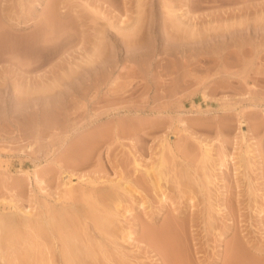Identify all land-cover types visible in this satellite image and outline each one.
I'll use <instances>...</instances> for the list:
<instances>
[{
	"label": "rangeland",
	"instance_id": "obj_1",
	"mask_svg": "<svg viewBox=\"0 0 264 264\" xmlns=\"http://www.w3.org/2000/svg\"><path fill=\"white\" fill-rule=\"evenodd\" d=\"M56 1L53 15L52 0H0V264H21L58 209L62 233L83 220L74 251L100 245L84 264H162L141 232L172 219L180 263L165 264H264V0ZM73 209L116 214L98 224L111 247Z\"/></svg>",
	"mask_w": 264,
	"mask_h": 264
},
{
	"label": "bare ground",
	"instance_id": "obj_2",
	"mask_svg": "<svg viewBox=\"0 0 264 264\" xmlns=\"http://www.w3.org/2000/svg\"><path fill=\"white\" fill-rule=\"evenodd\" d=\"M54 1H55V2H54ZM54 1L52 0V2H53L52 5H53V6L50 7V8H52V9H50V12L53 10V11L51 12V13H53V15H55V14H54V11L56 10V5H55V4H56V2H57L56 0H54ZM50 6H51V5H50ZM54 6H55V7H54ZM54 8H55V9H54ZM51 13H50V14H51ZM177 15H178V14H177ZM181 15H182V14H181ZM51 18H52V17H51ZM53 51H54V50H53ZM72 148H73V147H72ZM206 148H207V147H206ZM73 149H74V148H73ZM208 149H209V147H208ZM208 149L205 150L204 159H206V158H205L206 156H207V158L210 157V153H209L210 150H208ZM70 151H72V150H70ZM205 155H206V156H205ZM162 157H163V156H162ZM162 157H161V158H162ZM163 160H164V159H163ZM245 160H246V159H245ZM225 161H226V159H224L223 161L220 162V164H221L220 168H222V165H223V163H224ZM164 162H165V161H164ZM164 162L162 161V159H160V161L158 162V163H160V167L162 166L161 169L163 168V164H166V163H164ZM240 162L242 163V160H241ZM139 163H140V162H139ZM243 163H244V161H243ZM245 163H247V161H246ZM137 164H138V163H137ZM137 164H136V165H137ZM138 165H139V164H138ZM245 165H248V164H245ZM158 166H159V164H158ZM158 166H157V169H158ZM238 166H239V164H238ZM240 166H242V165H240ZM245 167H246V166H245ZM164 168H165V167H164ZM237 168H240V167H237ZM161 172H162V170H161ZM147 173H149L148 170H147ZM158 173H160V172H158ZM161 174H162V173H160L159 175H161ZM164 176H165V175H164ZM165 177H166V176H165ZM261 177H263V176H261ZM161 178H162V177H161ZM158 179H160V177H159ZM154 180H155V179H154ZM154 180L152 179V183H153V182L155 183ZM160 180H161V179H160ZM158 182H159V180H158ZM262 182H263V188H264V178H263ZM154 183H153V184H154ZM156 183H157V180H156ZM157 184H158V183H157ZM159 184H160V183H159ZM124 185H125V184H124ZM154 186H155V187L157 186L158 189H160V188H159L160 185H156V184H155ZM125 188H126V187H125ZM127 189H128V188H126L125 190H127ZM68 191H69V190H68ZM158 191H160V190H158ZM92 192H94V191H92ZM127 192H131V189H130L129 191H127ZM161 192H162V191H161ZM161 192H159V193H160V194H163V192H162V193H161ZM165 193H166V192H165ZM84 194H85L84 196H86V193H84ZM92 194H93V193H92ZM110 194H111V193H110ZM110 194H109V195H110ZM90 195H91V194H90V192H89V193H88V196H87V199H88V200H89L90 198L92 199V197H93L95 194L92 195L91 197H90ZM106 195H107V194H106ZM113 195H114V194H113ZM163 195H164V194H163ZM165 195H166V194H165ZM165 195L162 196L161 198L164 199ZM81 196H83V195H81ZM84 196H83V197H84ZM116 196H117V195H116ZM88 197H90V198H88ZM105 197H106V196H105ZM84 198H86V197H84ZM96 198H98V196H97ZM96 198H95V199H96ZM111 198H112V197H111ZM115 198H116V197H115ZM188 198H189V197H188ZM190 198H192V197H190ZM82 199H83V198H81V200H82ZM87 199H84L85 202L88 201ZM95 199H93V201H94ZM108 199H109V196H108ZM113 199H114V197H113ZM116 199L118 200V196H117ZM117 200H116V202H117ZM95 201H97V199H96ZM109 201H111V200H109ZM109 201H108L107 203H109ZM120 201H121V200H120ZM97 202H98V201H97ZM97 202H96V204H97ZM111 202H112V201H111ZM116 202H115V204H116ZM75 203H76V202H75ZM86 203H87V202H86ZM88 203H89V207L87 206ZM88 203L85 204V205H86L88 208H90V210L93 211V208H94L96 205L93 207L92 204H90V203H91L90 201H89ZM113 203H114V202H113ZM117 203H118V202H117ZM140 203H141V202H140ZM94 204H95V203H93V205H94ZM98 204H100V203H98ZM98 204H97V205H98ZM109 204H110V203H109ZM115 204H114V205H115ZM142 204H144V202H142ZM222 204H224V203H222ZM77 205H78V204H77ZM85 205H83V208H85ZM90 205H91V206H90ZM80 206H81V205H80ZM80 206H79V207H80ZM119 206H120V205H118V204H116V205L114 206V208L117 207V208L115 209V210H117L115 213L118 212V208H119ZM73 207H74V206H73ZM77 207H78V206H77ZM91 207H92V208H91ZM105 207H109V205H108V206H105ZM105 207H104V210H108V209H109V208H105ZM110 207H111V206H110ZM74 208H76V207H74ZM101 208H102V207H101ZM101 208H99V207L97 206V209H100V211L98 210V213L101 212V213L103 214V212L101 211ZM61 209H62V208H61ZM67 209H69V208H65V210H67ZM80 209H81V208H80ZM85 209H87V208H85ZM97 209L94 208V211L97 210ZM220 209H221V208H220ZM257 209H259V207H258ZM59 210H60V209H58L57 211L54 210L53 214H50V215H48V216L46 215V217H44V218L42 217V218H43V220L41 221L42 223H40V220H41V219L39 220V219L37 218V219H38L37 222L39 221L38 223H40V225H39V224L36 225V222L34 221V220H36V218H35L34 220L31 219L32 221L35 222V225H36L35 228H34V226L32 227V225H30V224H28V223L26 222V221H29V222H30L31 220H27V219H26V221H25V222H26L25 226H26V225H27V226L24 227L25 230H27V228L30 227V226L34 229V230L31 229V231L29 230V232H30L29 234H32L31 232L34 231V234H33L34 236H33V235H29V236L27 235V236H28V238H29L30 236H32V237H30L31 240L34 239L33 242H35V244H34L31 240H30V242H32V243H31V244H32V248L34 247V249H35L37 255L35 256V255H34L35 253L32 254L34 251L32 250V248L26 246L27 243H26V245L23 244L26 248H30V249L23 248V250L26 249V250L24 251V253H23V256L21 255V252H20V256H22V260H23V261H22V260L20 261L21 264H50V262L52 261V259H51L50 256H53V255H51L49 252L51 251V249H53L54 245H55V247L57 246L56 243L58 244L57 249L59 248V244H60V243H58V241H59L61 238H62V240H60V241H63V243H62L63 246H61V244H60V248H59L60 250H58V255H60L59 258H60V257L62 258V259H59V260H60V264H61V260H63V263L65 262L64 264H66V263H67V264H82V263L84 262V259H83L82 255H81V253H79V255L77 254V251H78L79 249L76 248V249H78V250H75L76 252L73 250V249H74V246H73V242H72V241H73V239H77V238H73V237L76 236V233H75V232H77V231H78L77 228L80 227V226H79V227H77V228L74 229V225H75L76 223L79 224L80 222L83 221V220H82V221H80V222H76V220L79 221L78 219H82V218H84L85 216H86L85 219H87V218H89V216L86 215V210H84L85 215H84L83 217H82L83 213L78 212V214L81 213L82 215H80L81 218H78V217H76V216L74 215V216L76 217V220L74 219V221H75L76 223H74V225H73V223H72V226L70 227V228L72 229V231H71V232L66 231V230H69V229H70V228H68V227H69V226H68L67 229H66L65 231H63L64 233H62V230H64L63 226L65 225V224L63 225V223L66 222L67 225H70V223H69V224L67 223V222L69 221V220L66 221L67 218H66L65 221H64V218H65V217H64V215H65V211H64V210H62V211L60 210V211H61V212H60ZM90 210H88L87 212H88V213L91 212ZM102 210H103V209H102ZM104 210H103V211H104ZM111 210H113V209L111 208ZM115 210H114V211H115ZM217 210H218V209H217ZM259 210H260V209H259ZM259 210H258V212H259ZM263 210H264V209H262V207H261L260 212H262ZM51 211H52V210H51ZM70 211H71V210H70ZM73 211H74V209L72 210V212L70 213V215L73 213ZM77 211H78V210H76L75 212H77ZM256 211H257V210H256ZM20 212H21V210H20ZM24 212H25V211H24ZM47 212H48V211H47ZM67 212H68V211H67ZM106 212H107V211H105L104 213H106ZM108 212H110V214H112L111 211H108ZM108 212H107V214H108ZM258 212H257V213H258ZM260 212H259V213H260ZM98 213H97V214H98ZM101 213H100V214H101ZM113 213H114V212H113ZM115 213H114V214H115ZM78 214H77V215H78ZM95 214H96V213H95ZM95 214L93 213V216H94ZM97 214H96V215H97ZM117 214H118V213H117ZM67 215H68V214H67ZM67 215H65V216L67 217ZM89 215H90V213H89ZM96 215H95V216H96ZM108 215H109V214H108ZM108 215H107L108 218H106V219H109L108 221H113V220H112V216H113V218H114L116 214H115V215H112V216H111V215L108 216ZM174 215H175V214H174ZM174 215H172V216H174ZM12 216L14 217L13 214H12ZM24 216H25V215H24ZM24 216H23V217H24ZM68 216H69V215H68ZM72 216H73V214H72ZM74 216H73V217H74ZM95 216H94V219L97 220L98 217H99V214H98V216H96L97 219L95 218ZM103 216L106 217V215H103ZM103 216H102V217H103ZM175 216L178 217L177 215H175ZM4 217H5V216H4ZM26 217H27V216H26ZM26 217H24V219H25ZM28 217H29V216H28ZM33 217H34V216H33ZM33 217H31V218H33ZM38 217L40 218L41 216H38ZM75 217H74V218H75ZM102 217L100 216V219H99V220H101ZM263 217H264V216H263ZM7 218H9V219H7ZM7 218H6V219H7V221H9V222L4 223V225L6 224L5 229H8V230H9V227H10V226L13 227V224H10V226H7V224H9V223L11 222V220H13L14 218H13V219H10V218H12L11 216H10V217H7ZM91 218H92V216H91L89 219H87V221L85 220V225H86V222H87V224H88V220H90V224H91V225L93 224V226H94L95 223H96L97 228H98V227L100 226V225L98 226V224H100V223L102 222V220H105V218H104V219L101 220V222H99V223L97 224L96 221H93V223H91ZM171 218H172V217H170V219H171ZM3 219H5V218H3ZM3 219L1 218V220H3ZM6 219H5V220H6ZM15 219L17 220V219H19V218H15ZM20 219H21V218H20ZM28 219H30V218H28ZM71 219H72V218H71ZM92 219H93V218H92ZM94 219H93V220H94ZM114 219H115V218H114ZM116 219H117V218H116ZM118 219H119V218H118ZM175 219H176V218H175ZM177 219H178V218H177ZM14 221H15V220H13V223H14ZM17 221H18V220H17ZM17 221H16L17 224L14 223V224H15V225H14L15 228H18V226L20 225V224H19V223H20V222H19L20 220L18 221L19 223H18ZM63 221H64V222H63ZM71 221H72V220H71ZM74 221H72V222H74ZM108 221L105 220V221H103V222H107V223L109 224ZM165 221H166V220H165ZM3 222H4V221H3ZM5 222H6V221H5ZM22 222H23V220H22ZM94 222H95V223H94ZM114 222H115V220H114ZM176 222H177V221H176ZM23 223H24V222H23ZM30 223H31V222H30ZM82 223H83V222H82ZM110 223H111V222H110ZM153 223H154V222H153ZM263 223H264V222H262V224H263ZM32 224L34 225L33 222H32ZM90 224H89V225H90ZM104 224H105V223H104ZM104 224H101L102 226L99 227L100 230H98V231H100V232L102 231V232H103V233H102L103 235H102V236H99V235L97 234V235L99 236L98 239H100V237H101L100 240H102V241H106V239H109L110 241L114 240L116 237H114V239L111 238V239H112V240H111L110 237H109V235L107 234V233L112 232L111 230H110V232H107V231L104 232V231H103V230H105L104 228H105V226H106V225L104 226ZM111 224H112V223H111ZM146 224H147V223H146ZM146 224H145V225H146ZM151 224H152V222H151ZM17 225H18V226H17ZM28 225H30V226H28ZM38 225H39V226H38ZM79 225H81V223H80ZM91 225H90V226H91ZM112 225H113V224H112ZM114 225H115V224H114ZM145 225H144V226H145ZM175 225H176V224L174 223V220L172 219V220H169V221L164 222V225H163V226H160V228H158L157 230H155V229L153 230V229H151V227H150V228H146V229L143 227L145 231L142 230V232H141L142 235L140 234V235H141V238H143V240H145V241H147V242L150 241V242H148V243H151V245H152V243H157V244H159V245L162 244V246L164 247V248L161 247V249L164 250V251H163V257L166 258V260L169 261V262L167 261L168 263H171V261L176 260V259H177V262H178V259H180V257H179V258H175V256H176L175 253H174L175 250H173V248H174V243H175L174 240H176V238H174L176 235H174V237H173V234H174L173 232H176V230L173 231V230L175 229V227H174ZM0 226H3V225H0ZM22 226H23V224H22ZM22 226H21V227H22ZM77 226H78V225H77ZM107 226H108V225H107ZM107 226H106V228H107ZM110 226H111V225H110ZM116 226H117V223H116ZM116 226H115V227H116ZM132 226L135 227L134 224L131 225V228L134 229ZM147 226H148V225H147ZM149 226H150V225H149ZM149 226H148V227H149ZM177 226H178V223H177ZM179 226H180V225H179ZM263 226H264V225H263ZM7 227H8V228H7ZM19 227H20V226H19ZM75 227H76V226H75ZM82 227H83V226H82ZM173 227H174V229H173ZM1 228H2V227H1ZM3 228H4V227H3ZM83 228H84V227H83ZM91 228H94V230L97 231V229L95 228V226H94V227H91ZM110 228H111V227H110ZM113 228H114V227H113ZM176 228H177V227H176ZM21 229H22V228H21ZM21 229L19 228L18 230H17V229L15 230V229L11 228V229L9 230L10 232H11V230H12V232H11V236H13L12 234H14L15 231L19 232V230H21ZM76 229H77V231H76ZM129 229H130V228H128V229H126V230L128 231ZM13 230H15L14 233H13ZM73 230H75V232H74ZM80 230H82V229H80ZM80 230H79V232H80ZM85 230H86V229H85ZM85 230H84V232H85ZM112 230H113V229H112ZM118 230H119V228H118ZM121 230H122V229H121ZM123 230H124V229H123ZM123 230H122V231H123ZM126 230H125V231H126ZM130 230H131V229H130ZM135 230H136V229H135ZM135 230H134V232H133V231H128V232L126 231V234L124 235V237H126V239H127V238H131V237H132V234L134 235ZM137 230H138V229H137ZM137 230H136V231H137ZM5 231H6V230H5ZM9 231H8V233L10 234ZM82 231H83V230H82ZM82 231H81V232H82ZM177 231H178V230H177ZM182 231H183V230H182ZM6 232H7V231H6ZM21 232H22V230L20 231V233H21ZM25 232H27V231H25ZM67 232H68V233H67ZM87 232H88V230L85 232V234H86ZM137 232H138V231H137ZM143 232H144V233H143ZM8 233H6L7 237L9 236ZM61 233H62V235H61ZM72 233H75V236H73ZM98 233H99V232H98ZM113 233H114V232H113ZM113 233H112V235H113ZM124 233H125V232L123 231L122 234H124ZM182 233H183V232H182ZM17 234H19V233H17ZM21 234H22V235H21ZM21 234H19V236L17 235V238L20 237V235L23 237V232H22ZM59 234H60V235H59ZM80 234L82 235L83 233H80ZM80 234L77 233V235H79V236L81 237ZM87 234H88V233H87ZM95 234H96V233H95ZM15 235H16V233H15ZM107 235H108V237H107ZM110 235H111V234H110ZM114 235H116V234H114ZM118 235H119V234H118ZM25 236H26V235H25ZM27 236H26V239H24V240H27ZM49 236H50V237H49ZM59 236H62V237L59 238ZM79 236H78V238H80ZM83 236H84V235H83ZM120 236H121V235H119V237H120ZM180 236H181V234H180ZM9 237H10V236H9ZM13 237H14V236H13ZM13 237H12V238H13ZM15 237H16V236H15ZM33 237H34V238H33ZM85 237H87V236H85ZM88 237H89V236H88ZM90 237H91V236H90ZM138 237H139V236H138ZM176 237H177V236H176ZM181 237H182V236H181ZM17 238H15V239L13 238L14 241H13V239H12V240H9L10 243L12 244V242H13V244H15V243L17 244V241L20 240V238H19L18 240H17ZM23 238H25V237H23ZM82 238H83V237H82ZM82 238H81V239H82ZM96 238H97V236H96ZM96 238H95V241L98 240V239H96ZM8 239H9V238H8ZM10 239H11V237H10ZM21 239H22V238H21ZM40 239H42V240H40ZM81 239H80V240H81ZM83 239H84V238H83ZM87 239L90 241L89 238H87ZM117 239H118V237H117ZM122 239L125 240V238H122ZM16 240H17V241H16ZM77 240H79V239H77ZM88 240H86V241H88ZM118 240H119V239H118ZM140 240H142V239H140ZM180 240H181V238H180ZM11 241H12V242H11ZM38 241H39V242H38ZM40 241H42V243H40ZM60 241H59V242H60ZM84 241H85V240H84ZM89 241H88V242H89ZM91 241H93V240H91ZM110 241H109V242H110ZM115 241H116V240H115ZM115 241H113V242H114V243H117V244L119 243V241H116V242H115ZM127 241H128V239H127ZM19 242H20V241H19ZM24 242H27V241H23V243H24ZM28 242H29V241H28ZM30 242H29V245L31 246ZM51 242L53 243V245H52ZM81 242H82V240H81ZM81 242L78 243V242H76V240H74V243H75V244L77 243L76 245H78V244H82ZM88 242H87L86 246H83V248H84V249L86 248V249H85L86 251H87V249H88L90 252H91V250H92V252H96V250H98V246H100V245L96 244L97 242L94 243V241H93V243L96 244V245H94V247H97V249H94V251H93V249H92V248H93V247H92L93 244H90V243H92V242H90V243H88ZM98 242H99V241H98ZM106 242H107V243H105V244H108V241H106ZM113 242H112V246H113ZM173 242H174V243H173ZM177 242H178V241H177ZM183 242H184V241H183ZM50 243H51V244H50ZM103 243H104V242H102V244H103ZM120 243H121V242H120ZM181 243H182V242H181ZM21 244H22V243H21ZM33 244H34V245H33ZM49 244H50V245H49ZM102 244H101V245H102ZM105 244H103L101 247H103ZM109 244H110V243H109ZM109 244H108V245H109ZM157 244H155V245H157ZM82 245H83V244H82ZM97 245H98V246H97ZM110 245H111V244H110ZM110 245H109V247H111ZM120 245H122V244H120ZM120 245H116V246H113V247H115V249H117L116 247L119 246V249H120ZM149 245H150V244H149ZM175 245H176V244H175ZM180 245H181V244H180ZM183 245H184V244H183ZM16 246H17V245H16ZM24 246H23V247H24ZM50 246H53V247L50 249ZM78 246H80V245H78ZM105 246H107V245H105ZM18 247H20V245H18ZM55 247H54V248H55ZM101 247H100V250H102V249L104 248V247H103V248L101 249ZM107 247H108V246H107ZM107 247H105V249H106ZM153 247H154V246H153ZM155 247H156V246H155ZM177 247H178V246H177ZM177 247H176V248H177ZM21 248H22V246H21ZM80 248H82V247L80 246ZM121 248H122V247H121ZM176 248H174V249H176ZM14 249H15V248H14ZM16 249H17V247H16ZM90 249H91V250H90ZM108 249H109V248H108ZM110 249H111V248H110ZM110 249H109V250H110ZM155 249H156V248H155ZM183 249H184V248H183ZM259 249H260V248H259ZM18 250H21V249H18ZM54 250H55V249H53V251H54ZM85 250H82V249H81V250H79V252H80V251L82 252V251H85ZM177 250H178V251H177ZM177 250H176V253L179 252V249H177ZM180 250H182V249L180 248ZM184 250H185V249H184ZM184 250H183V251H184ZM238 250H240V249H238ZM31 251H32V252H31ZM111 251H112L111 254H113V251H114V250L111 249ZM117 251H118V249H117ZM121 251H122V250H121ZM183 251H181V252H183ZM243 251H244V250H243ZM14 252H15V251H14ZM90 252H89L88 255H91ZM92 252H91V253H92ZM102 252L105 253V250H103ZM102 252H99V253H102ZM106 252H107V251H106ZM119 252H120V251H119ZM159 252H160V248H159ZM161 252H162V251H161ZM181 252H180V253H181ZM241 252H242V251H240V253H241ZM16 253H17V252H16ZM18 253H19V251H18ZM53 253H54V252H53ZM56 253H57V250H56V252H55V256H56ZM104 253H103V254H104ZM109 253H110V252H108V256L106 257L107 260L105 259V260H106V263H107V261H109L107 264H119L120 262L117 263V262H118V261H117L118 258H117V259L115 258L116 260L114 259L115 254H113L114 256H110ZM116 253L118 254V252H116ZM46 254H47V255H46ZM86 254H87V253H86ZM93 254H95V256H96V253H93ZM97 254H98V253H97ZM125 254H126V252H125ZM125 254H124V255H125ZM128 254H129V253H128ZM155 254H156V253H155ZM160 254H162V253H160ZM177 254H178V253H177ZM236 254H237V252H236ZM236 254H234V255H236ZM99 255H100V254H99ZM106 255H107V253H106ZM122 255H123V254H122ZM122 255H121V257L124 256V255H123V256H122ZM243 255H244V254H243ZM15 256H17V255H15ZM18 256H19V255H18ZM83 256H84V258H85V256H87V255L83 254ZM91 256H92V255H91ZM97 256H98V255H97ZM97 256H96V257H97ZM128 256H129V258H134L135 255L133 256V254H131V255H128ZM185 256H186V253H185ZM232 256H233V255H232ZM232 256H231V257H232ZM239 256H240V254H239ZM13 257H14V256H13ZM53 257H54V256H53ZM57 257H58V256H57ZM93 257H94V256H93ZM96 257H95V258H96ZM99 257H100V256H99ZM103 257H104V255H103ZM121 257H120V258H121ZM125 257H126V261L129 262V259H128L127 255H125L123 258H125ZM177 257H178V256H177ZM181 257H182V255H181ZM187 257H188V256H187ZM235 257H236V256H235ZM244 257H245V256H244ZM246 257H247V256H246ZM16 258H17V260H18V257H16ZM86 258H87V257H86ZM86 258H85V259H86ZM91 258H92V257H91ZM95 258H94V260H95ZM97 258H98V257H97ZM104 258H105V257H104ZM120 258H119V259H120ZM135 258H136V257H135ZM182 258H183V257H182ZM182 258H181V259H182ZM233 258H234V257H232V259H233ZM237 258H238V260H239L240 257L237 256ZM241 258H242V255H241ZM87 259H90V258H87ZM102 259H103V258H101V261H99L98 264H100V262L104 261V259H103V260H102ZM121 259H122V258H121ZM127 259H128V260H127ZM160 259H161V258H160ZM229 259H230V258H229ZM248 259H249V258H248ZM14 260H15V258H14ZM19 260H20V257H19ZM19 260H18V262H16V263H19ZM97 260H99V258H98ZM97 260H95L94 263L97 262ZM166 260L164 259V261H166ZM183 260H184V258H183ZM185 260H186V259H185ZM230 260H231V259H230ZM243 260L247 261L246 258L243 259ZM55 261H56V262H55ZM82 261H83V262H82ZM92 261H93V259H92ZM92 261L90 262V261L88 260V263H87V264H89V263H92V264H93ZM123 261H124V259H123ZM123 261H122L121 263L124 264L125 261H124V262H123ZM164 261H163V263H164ZM188 261H189V260H188ZM235 261H236V260H235ZM81 262H82V263H81ZM104 262H105V261H104ZM130 262H131V260H130ZM132 262H133V261H132ZM175 262H176V261H174V263H175ZM177 262H176V263H177ZM184 262H185V261H184ZM232 262H233V261H232ZM232 262H231V263H232ZM237 262H239V261H237ZM0 263H1V261H0ZM8 263H10V262H8ZM16 263H15V264H16ZM53 263H54V264H58L59 262L57 263V260L54 258ZM53 263H52V264H53ZM84 263H85V262H84ZM84 263H83V264H84ZM133 263H134V262H133ZM133 263H128V264H133ZM163 263H162V264H163ZM178 263H180V262H178ZM185 263H187V262H185ZM226 263H227V262H226ZM229 263H230V262H229ZM234 263H236V262H234ZM242 263H243V262L241 261V264H242ZM245 263L247 264V262H245ZM101 264H102V263H101ZM125 264H126V262H125ZM134 264H135V263H134ZM157 264H158V263H157ZM160 264H161V263H160ZM164 264H165V263H164ZM189 264H190V263H189Z\"/></svg>",
	"mask_w": 264,
	"mask_h": 264
}]
</instances>
